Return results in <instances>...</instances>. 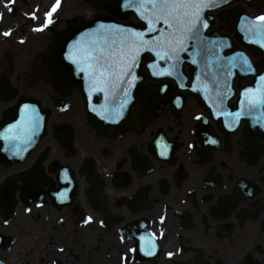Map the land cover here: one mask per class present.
Segmentation results:
<instances>
[{
	"label": "flooded vegetation",
	"instance_id": "af4514ba",
	"mask_svg": "<svg viewBox=\"0 0 264 264\" xmlns=\"http://www.w3.org/2000/svg\"><path fill=\"white\" fill-rule=\"evenodd\" d=\"M112 1L0 0V123L27 97L51 109L49 135L28 158H0V264H264V108L241 104L245 89L264 86V51L243 47L237 30L240 9L259 17L264 0L225 9L232 28L218 19L244 52L234 78H148L131 120L102 133L80 91L54 84L47 52L69 27L108 16ZM188 87L219 92L216 118ZM151 90L157 103L141 124Z\"/></svg>",
	"mask_w": 264,
	"mask_h": 264
},
{
	"label": "snow or ice",
	"instance_id": "6c2138e0",
	"mask_svg": "<svg viewBox=\"0 0 264 264\" xmlns=\"http://www.w3.org/2000/svg\"><path fill=\"white\" fill-rule=\"evenodd\" d=\"M58 4L59 0H57V6ZM126 6L134 7L141 19L147 22V32L158 31L154 25L160 22L168 25V30L159 37L145 39V31L125 29L120 26L106 28L105 25H101L100 27L107 33L102 39H94L87 45H77L76 53H69L66 58L77 66L79 72L87 74L90 86L97 91L115 88L123 82L125 77L131 76V69L135 66L137 56L143 49H150L160 59H176L178 61L179 53L187 50L184 47L185 42L189 39H200L202 10L217 6V4L216 0H134V2H128ZM52 11H55V6ZM47 15L49 19L43 27L52 23L51 13ZM33 18H35L34 15ZM255 19L260 23L253 27L264 37V15ZM203 27H207V24L203 23ZM4 35H10V32H6ZM109 37H111L110 40ZM117 45L119 46L117 47ZM164 74L163 72L154 73V75ZM167 74L171 75L172 73ZM260 79L264 81V76H261ZM99 85L104 87L101 88ZM241 104H246L249 112L264 108V88L257 91L251 88L245 89ZM27 107L25 105L26 109ZM242 114L244 113L237 112L235 115L239 117ZM29 123L34 126V121L30 120ZM19 127V124L9 126V134L5 135L4 139H20L19 136L14 135V130ZM212 143H216V141L213 140ZM169 255L172 254L169 253Z\"/></svg>",
	"mask_w": 264,
	"mask_h": 264
},
{
	"label": "water",
	"instance_id": "95a60500",
	"mask_svg": "<svg viewBox=\"0 0 264 264\" xmlns=\"http://www.w3.org/2000/svg\"><path fill=\"white\" fill-rule=\"evenodd\" d=\"M128 2H134V0H123L120 10L122 12L116 13L114 11V6L110 9L111 14L118 15L121 18H126L127 15L131 12H136L134 7H127L126 4ZM216 4H218V0H216ZM218 7H208L204 8L201 12V20L202 24L200 26V39L192 40L194 43L192 46H197V42L200 41V46H205L210 51L212 48L218 45L217 39L215 37H206L204 36V32L207 27L212 24L213 16L209 17V21L205 19L204 12L207 9H216ZM138 14V13H137ZM139 16V14H138ZM141 19V17L139 16ZM143 20V19H142ZM144 21V20H143ZM146 22V21H145ZM163 23V22H162ZM203 23L207 24V27H203ZM147 24V22H146ZM105 25L106 28H110L111 26H120L125 29H133L136 31H145V39H152L161 36L164 32L168 30V25L163 24V26H159V24L154 25L158 28V31L155 32H147L146 29L148 27H136L131 23L120 24L114 21L111 18H99L96 17L94 20L85 23L79 29H70L65 32L60 38L54 40L52 46L50 47L48 53V69L50 74L52 75L54 81L60 85L65 86L67 84L75 83L78 79L82 80L83 77L78 75L79 69L75 64L69 61L66 57L69 53L75 54L77 51V42L79 45H87L94 39H102L104 35L107 33L105 29H102L100 26ZM151 34L149 37L148 35ZM206 37V38H205ZM111 38V37H109ZM191 42V39L189 40ZM188 40L185 42L184 47H190V42ZM151 51L150 49H145L142 54H138L137 62H141V56H146L147 52ZM141 52V51H140ZM184 51L179 53V56ZM212 52V51H211ZM153 55L156 57L155 60H149L146 62L145 66L153 76L154 73L159 72L161 67H159V63H167L174 62L173 59H160L156 56L155 52ZM175 63L180 66L183 63V60H178ZM137 67H133L136 69ZM138 77L139 82L146 77L145 74L140 73ZM155 77L157 75H154ZM153 76V77H154ZM160 77V76H158ZM127 78V77H126ZM81 91L83 92L86 101L87 108L89 114L92 118L95 126L101 130L106 129L109 124H118L121 121L128 120V111L131 107L133 99L127 102V112H110V108L108 107V99L111 91L110 88L105 89L104 91H97L95 88H92L90 85H78ZM99 87L103 88V85H99ZM132 88V87H131ZM115 89V88H114ZM129 89V87L124 88ZM96 97H92V96ZM99 97V98H97ZM132 98V97H131ZM25 102L22 101L18 103L13 109L8 112L6 115V119L0 125V151H6L10 153H20L22 150L27 149V154L33 149V147L38 143V141L45 135L46 133V125L47 120L49 118L50 111L48 109H42L39 102L35 99L27 100V109L25 108ZM34 121L33 124H30L29 121ZM19 124L20 127L14 130V135L19 136L20 139L15 140H6L4 139L5 135H8L9 126Z\"/></svg>",
	"mask_w": 264,
	"mask_h": 264
},
{
	"label": "bare ground",
	"instance_id": "6f19581e",
	"mask_svg": "<svg viewBox=\"0 0 264 264\" xmlns=\"http://www.w3.org/2000/svg\"><path fill=\"white\" fill-rule=\"evenodd\" d=\"M78 264H82V262H79Z\"/></svg>",
	"mask_w": 264,
	"mask_h": 264
},
{
	"label": "rangeland",
	"instance_id": "374dc122",
	"mask_svg": "<svg viewBox=\"0 0 264 264\" xmlns=\"http://www.w3.org/2000/svg\"><path fill=\"white\" fill-rule=\"evenodd\" d=\"M218 25V24H217Z\"/></svg>",
	"mask_w": 264,
	"mask_h": 264
}]
</instances>
